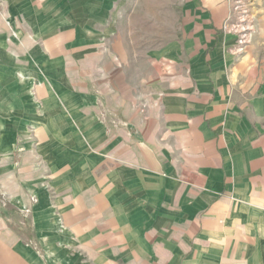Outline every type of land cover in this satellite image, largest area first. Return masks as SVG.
Returning <instances> with one entry per match:
<instances>
[{"label":"crops","instance_id":"0c3cea01","mask_svg":"<svg viewBox=\"0 0 264 264\" xmlns=\"http://www.w3.org/2000/svg\"><path fill=\"white\" fill-rule=\"evenodd\" d=\"M52 2L0 0V264H264V52L233 62L229 1L131 64L77 11L32 23Z\"/></svg>","mask_w":264,"mask_h":264},{"label":"rangeland","instance_id":"374dc122","mask_svg":"<svg viewBox=\"0 0 264 264\" xmlns=\"http://www.w3.org/2000/svg\"><path fill=\"white\" fill-rule=\"evenodd\" d=\"M52 1L49 6L36 7L37 16L32 23L45 20V9H52L55 16H65L66 13L71 16L77 11L84 14L96 32H100L108 51L111 54L116 52L129 64L143 62L154 53H162L166 62L171 61L174 48H181L188 39L190 22L186 0H62V5L61 0ZM228 1L230 11L220 32L233 37L230 49L233 62H251L254 59L247 51L252 44L259 47L261 56L264 52V0ZM240 18L245 19L244 22H239ZM31 22L21 19L6 22L10 25L7 28L18 35L13 40L16 45L23 46V41L33 30ZM241 28H247L243 33L248 34L249 42L238 38ZM9 205V199L0 192V206Z\"/></svg>","mask_w":264,"mask_h":264},{"label":"bare ground","instance_id":"6f19581e","mask_svg":"<svg viewBox=\"0 0 264 264\" xmlns=\"http://www.w3.org/2000/svg\"><path fill=\"white\" fill-rule=\"evenodd\" d=\"M242 17V16H241ZM244 20L245 19H242V18H240V19H238V21L239 22H244ZM236 26H238V25H236ZM241 26V25H240ZM237 28H240L239 26L237 27ZM246 29L247 28H241V30L240 31H238L239 32V39H241L242 40V42H249L247 39H248V34H246L245 32H246ZM243 31H245L244 33H243ZM239 51V50H238Z\"/></svg>","mask_w":264,"mask_h":264}]
</instances>
